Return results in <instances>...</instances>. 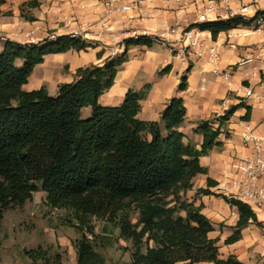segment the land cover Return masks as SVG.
<instances>
[{"label":"trees","instance_id":"16d2710c","mask_svg":"<svg viewBox=\"0 0 264 264\" xmlns=\"http://www.w3.org/2000/svg\"><path fill=\"white\" fill-rule=\"evenodd\" d=\"M258 17L264 19V10L248 20L233 17L191 27L208 31L216 40L220 33L249 26ZM121 44L120 54L78 68L73 82L60 85L58 94L49 96L44 88L22 90L33 68L47 55L85 52L99 43L72 35L33 44L6 41L0 52V223L4 210L21 205L38 188L46 194L48 207L71 212L69 226L79 234L72 242L76 264H104L94 247L92 218L113 223L120 238L132 242L134 251L127 264H243L235 255L220 256L217 240L208 237L213 226L202 213L203 206L182 195L192 188L194 177L207 173L199 159L222 146L218 140L222 126L241 104L197 123L193 132L202 136L199 148L186 142L179 130L186 114L180 98L169 100L159 121L137 118L150 85L129 89L118 106H101L98 99L128 61V49L150 48L155 42L138 36ZM101 56L102 51L97 53V58ZM169 70L168 65L159 74ZM186 82L181 77L180 91ZM245 108L243 120H248L250 108ZM83 110L89 113L85 119ZM206 182L207 188L197 195L221 198L238 213L224 245L238 242L249 225L261 227L248 205L212 193L216 182ZM131 210L138 214L135 224L129 220Z\"/></svg>","mask_w":264,"mask_h":264},{"label":"crops","instance_id":"0c3cea01","mask_svg":"<svg viewBox=\"0 0 264 264\" xmlns=\"http://www.w3.org/2000/svg\"><path fill=\"white\" fill-rule=\"evenodd\" d=\"M2 1L0 52L6 41L25 44L27 36L32 37L34 43L45 40L48 35L80 36L99 43V47L85 52L68 51L47 55L41 64L33 68L22 90L30 92L44 88L49 96H56L60 85L73 82L78 68L100 64L105 58L112 56L113 50L124 39L134 35L156 36L171 27L184 29L199 24L195 8H202L205 4L203 2L208 0ZM103 1H113L112 7H104ZM210 1L215 5V11L211 15L217 16L218 20H226L231 10L239 9L243 5L250 8V17L257 11L264 10V0ZM124 5L130 9L113 11ZM229 33L233 37L228 38ZM197 38L202 42V49L195 47L191 51L186 50L184 54L179 53L181 42L178 35L162 44L155 43L150 48H129L128 61L119 68L112 87L99 97L98 103L107 107L118 106L129 89L139 91L145 85H150L147 96L140 102L137 118L143 121H159L160 113L169 100L180 98L186 114L179 130L184 134L185 141L191 142L197 148L202 143V136L193 132L197 123L214 119L228 108L241 104L222 126L218 139L222 146L214 148L207 156L199 159L207 173L197 175L192 180V184L197 180V189L207 188V179L215 181L217 185L210 188L212 191L224 178L225 163L235 154L245 152L241 145V134L250 131L254 135L264 136V33L253 31L252 25H249L222 32L216 40L211 38L208 31H200ZM208 47H217L222 53L220 67L232 71L227 80L211 72L205 55L196 58L195 52H204ZM100 51L102 56L99 59L97 53ZM168 65L169 72L159 74ZM183 76L186 77L187 87L180 91L178 87ZM245 89L251 91L250 96H245ZM245 107L250 108L248 120H243ZM194 203L196 206H203L202 213L212 223L213 231L208 234L209 238L216 239L219 244L232 234L238 219L236 208L212 196H199ZM216 225L221 226V230L210 237L215 233ZM248 227L241 231L238 242L223 244V258L230 254L235 255L244 264L241 256L250 249L245 245ZM241 244L245 245L244 251L239 250ZM220 250L219 248V253ZM252 250L255 251L251 247Z\"/></svg>","mask_w":264,"mask_h":264},{"label":"rangeland","instance_id":"374dc122","mask_svg":"<svg viewBox=\"0 0 264 264\" xmlns=\"http://www.w3.org/2000/svg\"><path fill=\"white\" fill-rule=\"evenodd\" d=\"M88 116L87 110L81 112L83 119ZM196 185L197 180H194V187L182 194L188 201L205 196L196 194L199 190ZM211 192L222 194L217 189ZM256 217L261 227L247 226L245 245L250 249L241 256L244 264H264V223L260 215ZM71 219V212L48 207L46 194L35 188L21 205H11L3 211L0 223V264H76L72 242L79 238V234L69 226ZM137 219V212L129 211L131 224H135ZM91 225L96 237L94 247L102 255L104 264H127L131 261L133 244L120 238L119 229L113 223L92 218ZM219 227L216 225L215 233L210 237L221 230ZM223 244L224 241L217 244L221 249V257L224 256ZM245 245L239 250L244 251ZM251 247L255 251H251Z\"/></svg>","mask_w":264,"mask_h":264},{"label":"built area","instance_id":"2783aa9c","mask_svg":"<svg viewBox=\"0 0 264 264\" xmlns=\"http://www.w3.org/2000/svg\"><path fill=\"white\" fill-rule=\"evenodd\" d=\"M103 6L110 9L113 1H103ZM202 8H195L197 14V23L213 22L217 21L218 17L212 16L211 14L215 11V5L212 1L208 0L203 2ZM130 7L127 5L121 8L113 9L114 12L126 11ZM250 8L247 5L241 6L239 9L230 11V15L227 17H242L243 19H251ZM250 25L253 27L255 32L264 33V19L262 17L256 18ZM241 27V26H239ZM235 30V29H232ZM231 31V30H229ZM200 30L197 27H187L179 29L178 27H171L167 31L160 33L156 36H147L153 38L156 44H162L165 40L171 38L174 35L179 36L181 42V48L179 53L184 54L186 50H193L195 47L202 49V42L198 40L197 35ZM138 36L146 35H134L133 39ZM228 38L233 37V34H227ZM54 35H48L47 40L54 39ZM128 39V38H127ZM122 42V41H121ZM119 43V46L113 50L112 56H115L124 49L123 44ZM34 40L32 37L27 36L25 44H33ZM172 53H175L173 49H170ZM196 58L207 57V61L211 66V72L216 76L227 80L231 76L230 69H222L220 67V61L222 53L217 47H208L204 52L198 51L194 53ZM245 96H250L251 91L245 89ZM218 114L216 118L222 116ZM241 145L244 149L243 154H235L230 158L224 165L223 168V180L218 184L217 190L223 195L229 198H233L248 205L256 215H260L262 222L264 223V136L254 135L250 131H245L241 134Z\"/></svg>","mask_w":264,"mask_h":264}]
</instances>
